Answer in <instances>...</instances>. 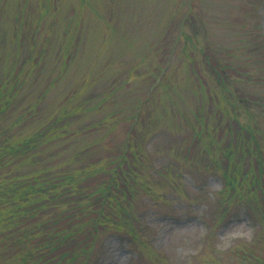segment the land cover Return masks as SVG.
<instances>
[{"label":"rangeland","instance_id":"rangeland-1","mask_svg":"<svg viewBox=\"0 0 264 264\" xmlns=\"http://www.w3.org/2000/svg\"><path fill=\"white\" fill-rule=\"evenodd\" d=\"M32 136L14 168L96 193L130 151L138 226L114 202L90 262L264 264V0H0V187ZM49 202L34 246L70 209ZM9 208L0 264H28Z\"/></svg>","mask_w":264,"mask_h":264},{"label":"trees","instance_id":"trees-1","mask_svg":"<svg viewBox=\"0 0 264 264\" xmlns=\"http://www.w3.org/2000/svg\"><path fill=\"white\" fill-rule=\"evenodd\" d=\"M34 138L32 136L22 142L9 139L3 141V146L7 144L3 151V164L7 166V174L11 170L12 172L11 176L10 174L7 176L9 180L0 187V203L5 202L8 207L10 203L7 222L12 220L19 222V236L13 239H16V244L24 242L28 264H39L35 263L37 260H43L45 263V259H50L52 264H98L96 260L94 263L90 262L87 254L94 248V239L99 233L104 232L107 227L111 229L116 227L110 221L114 217L112 211L118 213L117 217L120 216L123 222L135 219L138 226V217L133 209L139 192L141 190L145 192L144 187L140 185L141 181L137 176H129L123 170H119L124 168L130 151L125 152L124 159L120 160V166L116 171L108 172V180L112 181L110 190L104 192L100 190L96 193L78 187L73 188L72 184L76 183V179L71 172L67 175L60 171L51 172L50 168H41V173L30 174L28 170L19 171L14 168L13 164L23 166L27 164L23 159L29 156L34 146ZM66 186L69 188L56 192L61 191L58 188ZM48 202L55 203L59 208L61 207L58 204H67L70 209L59 214L54 234H51L50 223L47 220L42 223L44 233L37 239L38 245L34 246L31 243L34 232L28 229L39 223L41 214L44 213L42 207ZM114 202L120 203L121 212L117 207L111 211ZM8 214L11 215L10 218ZM29 216L33 217V220L27 219ZM35 227L36 230H40V224ZM64 230L70 232L65 234ZM140 230L146 232L147 226L142 223ZM6 236L9 238L8 234ZM35 253H39L40 257H36Z\"/></svg>","mask_w":264,"mask_h":264}]
</instances>
